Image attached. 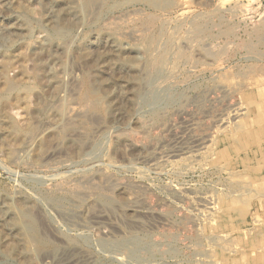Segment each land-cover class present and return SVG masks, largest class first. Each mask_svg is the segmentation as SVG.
I'll return each instance as SVG.
<instances>
[{
    "label": "rangeland",
    "instance_id": "rangeland-1",
    "mask_svg": "<svg viewBox=\"0 0 264 264\" xmlns=\"http://www.w3.org/2000/svg\"><path fill=\"white\" fill-rule=\"evenodd\" d=\"M14 1L0 0L1 25L14 23ZM19 1L31 7V20L46 13L40 3L44 0ZM105 2L99 14L88 16V29L69 31L73 44L84 42L88 33L86 44L90 49L93 46L92 52L99 46L122 48L128 61L107 73L128 89L141 78L138 72L145 65L150 72L156 68L155 85L166 86L171 99L157 103L155 109L140 100L129 107L123 103L108 121L99 114L102 128L93 134L89 126H82V132L87 130L99 142L94 155L75 154L41 166L8 162L0 156L1 194L10 195L18 187L47 193L57 184L76 189L83 176L94 178L96 184L107 178L115 187L119 185L115 200L126 207L138 205L144 229L137 236L148 244L136 261L126 250H114V255L124 259L121 264H264V0ZM43 31L50 33L47 28ZM34 33L0 40V64L11 62L16 54L30 57ZM149 41L153 46L147 57L139 47ZM64 64L69 70L61 78L68 81L74 76L82 84L81 61L68 51L55 67ZM27 93L37 94L35 86L27 87ZM73 94L70 104L81 110L82 103ZM39 96L42 100L45 93ZM28 126L26 132L39 127L33 119ZM115 140L121 145L116 152ZM173 140L179 142L178 147H189L197 140L200 145L183 156L154 164L157 153ZM44 209L59 233L85 235L82 245L93 263L105 264L106 257L96 243L97 229L104 224L108 236H121L114 223L101 220L97 224L90 214L88 228H68L52 210Z\"/></svg>",
    "mask_w": 264,
    "mask_h": 264
},
{
    "label": "bare ground",
    "instance_id": "bare-ground-1",
    "mask_svg": "<svg viewBox=\"0 0 264 264\" xmlns=\"http://www.w3.org/2000/svg\"><path fill=\"white\" fill-rule=\"evenodd\" d=\"M15 1V21L11 25L0 24V40L27 37L35 32V45L30 48V57L16 54L12 55L11 62L4 61L3 65L0 64V104H4L0 106V156L6 161L41 166L57 158L68 159L75 154L94 155L97 153L99 142L91 135L101 127L99 114L108 121L116 117L115 110H120L123 103L129 107L140 100L144 106L154 108L157 103H167V100L171 99L169 89H164L166 86L159 88L155 85L156 76L159 74L156 68L150 72L149 66L145 65V70L138 72L141 78L128 86V89L107 73L111 71V67L119 68L128 61L122 48L113 46L107 49L99 46L100 49L94 48L92 52L93 46L90 49L86 44L88 33H84V42L73 44L74 38L69 31L74 28L88 29V16L95 17L99 14L104 3H107L106 0H80L79 4H65L63 0L40 1L41 8L46 10V13L44 16L39 14V17L33 20L31 7L22 5L19 0ZM34 28L39 30L35 31ZM46 28L50 33L44 35L43 30ZM93 35L98 37L100 33ZM151 43L152 41H149L147 45L139 47L147 57L151 56ZM95 45L98 46L96 43ZM68 51L82 63L85 76L82 84L78 83L74 76L66 80L67 82L61 78L69 70L66 64L55 67V63L66 58ZM129 51L135 53L134 48ZM90 75L94 76L92 81H88ZM30 85L35 86L36 96L28 95L27 87ZM40 93H45L42 100ZM72 94L75 100L82 103L81 110L70 104ZM32 119L39 127L32 132H26L29 128L28 121ZM23 125L26 126L25 129ZM82 126H89L92 134L86 129V133L82 132ZM178 143L173 140L162 153H157L154 164L183 156L200 145L198 140L193 141L189 147H178ZM120 146L115 140L113 151H118ZM102 178H99V181ZM93 180L94 178L83 176L78 179L76 189H70L68 184H57L53 191L47 193L36 194L19 187L10 195L0 192V264H103L93 263L92 257L84 249L82 244L86 243L85 235L82 237L79 236L81 233H59L53 225L55 220L47 215L44 208L52 210L68 228L78 225L88 228L90 214L97 224L101 223V220L114 223L120 229L121 236H108L104 224L97 229L96 243L106 257L104 261H108L105 264L124 262L123 258L114 255V250H126L128 257L136 261L138 252L148 247V244L137 236L144 229V224L140 222L138 205L136 207L129 203L126 207L123 202L115 200L113 194L120 188L119 185L115 187L109 179L104 178L99 184ZM120 215L129 219L124 217L126 220H123ZM105 225H108L106 221Z\"/></svg>",
    "mask_w": 264,
    "mask_h": 264
}]
</instances>
